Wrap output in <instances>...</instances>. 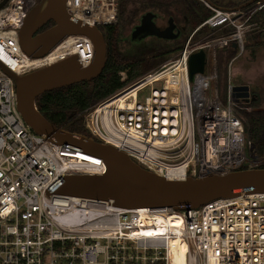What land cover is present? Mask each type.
Segmentation results:
<instances>
[{"label": "built area", "instance_id": "2783aa9c", "mask_svg": "<svg viewBox=\"0 0 264 264\" xmlns=\"http://www.w3.org/2000/svg\"><path fill=\"white\" fill-rule=\"evenodd\" d=\"M204 2L211 15L177 53L136 78L120 71L122 84L81 112L100 142L169 179L264 166V155L255 156L235 110L232 87L224 101L218 79V51L236 43V53H244L248 36L260 30L262 19L254 18L264 11V1L242 8ZM37 3L7 0L0 8V61L17 74L41 66L31 64L20 44V30ZM66 6L72 21L87 25L118 18L119 0H67ZM71 39L43 57L42 66L74 54L89 65L95 56L91 40L85 35L66 40ZM201 50L204 71L191 78L190 58ZM105 171L101 157L53 143L26 123L15 82L0 64V264H264V192L182 210L126 209L48 192L63 176ZM175 216L179 222H171ZM176 236L184 238L182 258L181 244L171 240Z\"/></svg>", "mask_w": 264, "mask_h": 264}, {"label": "water", "instance_id": "95a60500", "mask_svg": "<svg viewBox=\"0 0 264 264\" xmlns=\"http://www.w3.org/2000/svg\"><path fill=\"white\" fill-rule=\"evenodd\" d=\"M66 1L40 0L24 21L20 30V44L29 56L42 57L64 37L85 35L91 40L95 51L94 59L89 65L83 66L78 55L74 54L25 74H17L0 61L3 70L15 82L18 109L35 132L53 143L73 145L97 155L106 165L103 174L63 176L48 192L106 200L126 209L172 207L177 210L196 208L217 198L264 192L263 166L236 169L223 175L169 179L142 166L123 150L86 134L69 131L48 120L37 108V98L53 89L95 79L104 70L109 57L107 42L99 26L72 21ZM204 1L214 4L211 0ZM256 1L258 0H249L239 7H246ZM6 2L7 0H2L0 8ZM152 16V13L145 15L142 25L136 28L134 37L137 33L144 36L163 35L152 21ZM50 20L54 21L55 25L36 34L38 29ZM231 47L238 48L236 43H232ZM205 59L204 50L191 56V78L195 73L204 71ZM231 87L236 102L240 99L246 102L257 99L256 95H251L250 86L247 84Z\"/></svg>", "mask_w": 264, "mask_h": 264}, {"label": "trees", "instance_id": "16d2710c", "mask_svg": "<svg viewBox=\"0 0 264 264\" xmlns=\"http://www.w3.org/2000/svg\"><path fill=\"white\" fill-rule=\"evenodd\" d=\"M211 1L216 6L233 8L242 6L249 0ZM145 12L158 15L168 14L175 17L184 27L180 39L176 42L157 40L138 48L130 47L133 42L127 34L131 31L136 18ZM211 13L212 10L203 0H120L118 21L98 25L109 49L108 61L102 73L93 80L74 83L43 93L37 98V108L53 124L72 132L94 137L86 127L81 112L111 94L122 84L119 78L120 71L126 70L130 78H136L177 53L188 36ZM257 19H262L260 30L248 36L244 51L248 47H253V51H257L264 46V11L254 18V20ZM207 30L202 29L198 36L206 33ZM233 54L236 55V49L233 47L222 48L218 51L219 73L222 74L224 70L227 75V66ZM256 104L257 101L254 100L252 106ZM237 105V108L241 109L247 118L246 132L248 138L252 140L256 154L263 156L264 108L249 109L246 104ZM242 168H248V166L245 165Z\"/></svg>", "mask_w": 264, "mask_h": 264}, {"label": "rangeland", "instance_id": "374dc122", "mask_svg": "<svg viewBox=\"0 0 264 264\" xmlns=\"http://www.w3.org/2000/svg\"><path fill=\"white\" fill-rule=\"evenodd\" d=\"M168 16V14L160 15V17H164L162 19L160 18V24L167 22ZM218 79L220 95L224 101H227V99L230 98L229 89L231 85L247 84L257 96V104L254 106H248V108H264V46L260 47L257 51H253V47H248L244 53L237 52L236 55L233 54L227 66V75L223 70L222 74L219 73ZM231 97L235 101L236 96H234L233 90L231 91ZM235 110L240 116H242L245 123L247 118L241 109L236 107Z\"/></svg>", "mask_w": 264, "mask_h": 264}, {"label": "flooded vegetation", "instance_id": "af4514ba", "mask_svg": "<svg viewBox=\"0 0 264 264\" xmlns=\"http://www.w3.org/2000/svg\"><path fill=\"white\" fill-rule=\"evenodd\" d=\"M119 11V10H118ZM148 13H152V12H145L143 14H141L139 17L136 18L135 23L132 26L131 31H129V33L127 34L128 37L131 38L133 44L130 45V47H140V46H144L149 44L152 41H157L160 40L162 42H169V41H173L176 42V40L180 39V37L182 36L184 27H182V24H179L178 20L175 19V17L172 16H168V20L167 22H164V24H160L159 20L160 18H164V17H160V15L156 14V13H152V21L155 22V24L157 25V27L159 28V31H161L163 33L162 36H157V35H153V34H148V35H143L141 33H137L135 34L134 37V32L136 30V28L138 26L142 25L143 22V18L145 17V15H147ZM119 14V12H118ZM119 17V16H118ZM118 21V18L116 20V22ZM53 25H55V22L50 20L47 23H45L42 27H40L37 31L36 34L42 33L46 30H48L49 28H51ZM67 36L64 37L63 39H61L54 47L58 46V49L54 50V47L44 56H31V64L35 65V66H42V63L44 62L42 59L43 57L47 56L52 50H54V52L56 51H61L63 49L64 46H66L67 44H71L74 40H66ZM40 61V62H38ZM38 63V64H36ZM40 67V66H39ZM38 67H35L33 69H36ZM33 69L29 70L28 72L32 71ZM27 73V72H26ZM250 92L251 95H256L250 88ZM254 101V100H253ZM252 100L250 101H245L244 99H240L237 103H242V104H246L248 106L252 105L253 103ZM257 101V99H256Z\"/></svg>", "mask_w": 264, "mask_h": 264}, {"label": "bare ground", "instance_id": "6f19581e", "mask_svg": "<svg viewBox=\"0 0 264 264\" xmlns=\"http://www.w3.org/2000/svg\"><path fill=\"white\" fill-rule=\"evenodd\" d=\"M73 39H71V41H72ZM89 46V45H88ZM38 62H40V61H38ZM36 64H38V63H36ZM141 211H144V210H141ZM178 217H173L172 218V220H171V222H179V219H177ZM142 220H146V217L144 216V214L142 215ZM171 240H174V242L175 243H179V244H181V250H182V254H181V258L182 257H184V253H185V248H186V246H185V242H184V238H182V237H180V236H176V237H174V238H171ZM174 259L175 260H182V259H179L178 258V256L177 255H175L174 256Z\"/></svg>", "mask_w": 264, "mask_h": 264}]
</instances>
